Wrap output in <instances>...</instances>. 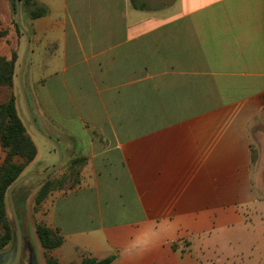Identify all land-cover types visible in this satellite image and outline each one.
I'll list each match as a JSON object with an SVG mask.
<instances>
[{"label":"crops","instance_id":"0c3cea01","mask_svg":"<svg viewBox=\"0 0 264 264\" xmlns=\"http://www.w3.org/2000/svg\"><path fill=\"white\" fill-rule=\"evenodd\" d=\"M37 2L45 15L23 8L21 82L62 159L84 158L77 183L40 203L63 238L49 254L264 264V0ZM15 22L0 0L7 59L26 48Z\"/></svg>","mask_w":264,"mask_h":264},{"label":"trees","instance_id":"16d2710c","mask_svg":"<svg viewBox=\"0 0 264 264\" xmlns=\"http://www.w3.org/2000/svg\"><path fill=\"white\" fill-rule=\"evenodd\" d=\"M11 3L15 13V0H11ZM20 7L24 8L31 18L43 16L47 12L46 7L39 4L37 0H20ZM15 26L20 32L17 22H15ZM14 62V55L10 59L0 56V87L12 86ZM0 145L5 153L4 160L0 165V249H2L11 240V230L7 220V191L21 176L25 166L35 158L37 153L36 145L28 135L16 111L13 95H9L5 102L0 103ZM16 158L20 161H16ZM83 160L84 158L76 157L69 163V167L72 168L77 161L83 162ZM50 175L45 178L46 181L36 192L34 201L37 208L51 191L72 188L78 181L75 179L73 183L64 186V180H59L55 187V182L49 178ZM35 233L42 248L45 264H60L57 259L49 254L51 249L60 246L63 241L59 230L47 226L44 222H39L35 225ZM112 260L113 256L101 259L84 256L80 264H110Z\"/></svg>","mask_w":264,"mask_h":264},{"label":"rangeland","instance_id":"374dc122","mask_svg":"<svg viewBox=\"0 0 264 264\" xmlns=\"http://www.w3.org/2000/svg\"><path fill=\"white\" fill-rule=\"evenodd\" d=\"M25 14H26V12L21 7L20 8V23H21L20 29L22 32L24 31L22 28V25H23L22 23H23V19H24ZM12 55L15 56L13 84L10 87H5V90H3V93H5V92H7V90H9L10 95H13L14 98L16 97V99H17L16 101L20 107L21 117H22L23 122L25 124L24 125L25 129H26V131L30 137L33 135L34 141H35V143H37V146L39 149L37 157L35 156L36 159L34 158L32 161H30L25 166L21 176H23L27 173H31V172L41 173V172H44V171H39V169L42 168L40 165L42 163L41 161L45 160V157H47L43 144H47L49 146L50 143L48 142V140H46L43 136H41L35 130V128L32 126V124L29 120L28 113H27V110L25 107V103H24V100L22 98L20 85H19V79H18V75H19L20 68H21V63H20L21 62L20 61L21 54L20 53L18 54L16 51H13ZM27 99H28V97H27ZM28 102H29V100H28ZM37 127L40 129V127L38 125H37ZM31 139H32V137H31ZM68 143H70L69 145H71V142H66V144H68ZM51 146H52L53 151L55 152L54 153V157H55L57 155L56 149L53 146V144ZM74 158H76V157L66 156L64 159H62L61 164L51 173L49 178H50V180L55 182V187L58 184L59 180L60 181L64 180L63 181V182H65L64 186H68L70 183H73L75 181V179H79V169L82 165V162L77 161L75 164H73L74 166H72V168L69 167V163ZM15 160L20 161V159H18V158H16ZM56 161H57V158H56L54 164L56 163ZM77 171H78V173H77ZM263 175H264V166H263ZM45 178H29L25 182L20 184L18 187H16L14 192L12 193L15 211L17 213L22 232L24 234H28L29 236L32 237V239L35 243L36 250H37L38 259H39L40 263H42V264H44L45 258L43 256V253L41 251L42 249L40 248V244H39L38 238H37L36 233H35V225L39 222H43V220H42L41 216H38V213H39V210L41 209V206L39 205L37 208L34 200H35L36 192L43 185V183L46 181ZM7 220H8L9 226H10V230H11V240H10L9 244L7 246H5L4 248L0 249V251L9 249L14 242V224H13L12 213H11L10 207L8 205V202H7Z\"/></svg>","mask_w":264,"mask_h":264},{"label":"water","instance_id":"95a60500","mask_svg":"<svg viewBox=\"0 0 264 264\" xmlns=\"http://www.w3.org/2000/svg\"><path fill=\"white\" fill-rule=\"evenodd\" d=\"M15 5H16L15 6L16 22L19 24V27L21 28V24H20V0H15ZM23 32H24V35L26 38V48H25L24 56H23L22 61H21V69H20V72L18 75L22 98L24 100L25 107H26V110L28 113V117H29V120H30L32 126L35 128V130L41 136H43L46 140H48L51 144H53V146L56 149L58 158H57L56 163L53 164L50 168H48L44 172L27 173V174L19 177L9 187V189L7 191V201H8V205L10 207L11 213H12V219H13V224H14V242L9 249L0 251V264H41L39 259H38V256H37V250H36L35 243H34L32 237L29 236L28 234H24L22 232L20 222H19L17 213L15 211L12 193L16 187H18L20 184H22L24 181H26L29 178H45L48 175H50L61 164L62 158H63L62 149H61L60 144L56 140H54L51 136L44 133L43 131H41L37 127L36 122L33 118L32 112H31V108H30V105H29L23 84L21 82L22 71H23V67L25 64V55L27 53V48H28V44H29V37L25 31H23Z\"/></svg>","mask_w":264,"mask_h":264}]
</instances>
